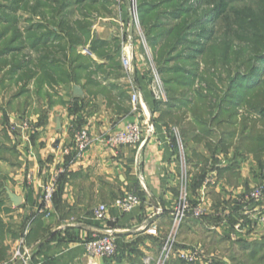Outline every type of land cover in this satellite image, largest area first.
I'll use <instances>...</instances> for the list:
<instances>
[{"label":"crops","instance_id":"1","mask_svg":"<svg viewBox=\"0 0 264 264\" xmlns=\"http://www.w3.org/2000/svg\"><path fill=\"white\" fill-rule=\"evenodd\" d=\"M96 18L119 23L123 32L128 15L126 11L119 12L118 19L97 15L89 19L92 36L108 40L104 28L98 22L95 24ZM75 19L81 20L82 17L77 14ZM34 23L44 25L39 31L42 33L40 37L48 31L57 32V27L51 25L50 16L48 22L35 16ZM48 42V46L56 45L51 37H48ZM43 45L41 42L39 49ZM78 50L91 55L100 64H108L105 59L96 58L89 45L80 46ZM28 53L36 62L40 53L24 51L22 56ZM137 55L136 83L145 101V118L149 123L146 140L141 145L124 146L116 151L106 146L107 135L123 129L138 117L131 104L132 85L123 72L105 76L94 70L96 73L90 81L84 73L78 83L58 84L56 77L42 78L43 71L34 68L37 75L27 87L29 94L20 92L24 83L12 85L8 78L5 84L16 86L13 87L17 90V94L14 92L16 97L14 94L4 97L2 93L6 86H0L2 144L7 147L8 154L20 161L19 164H11L9 159H0L3 165L8 166V169L0 170L8 209H11L5 223L14 231V236L9 234L5 241L9 259L0 261V264H18L19 260L10 262V257L23 236H29L27 241L25 238V246L30 252L33 246L52 233L54 235L31 253L24 264H145L148 253L156 251V255L159 254L160 242L168 231L165 228L172 224L171 211L180 190L182 167L173 144L177 139L175 132L183 141L190 160L188 172L192 200L199 197L198 181L205 170L214 166L218 171L224 170L207 194L205 206L209 219L203 225L222 237L229 235L231 242L264 241V226L256 224L254 208L244 210L236 207L237 197L250 191L253 183L264 186V164L262 166L246 152L236 155L234 149L228 153L220 148L215 153L211 152L203 143L195 141L193 132L184 134V131H189L188 124L174 125L172 119L164 116L168 111L166 105L163 102L155 104L150 91V64L142 58L144 55ZM9 69L7 65L1 75L4 76ZM24 72L19 70L17 78ZM77 88L81 90L80 94H76ZM7 89L12 92L10 86ZM81 130L91 136L92 144L84 156L76 160L72 155H65L64 150L73 148L76 134ZM52 180H55L57 190L51 207L43 211V186ZM9 192L22 199L19 206L10 200ZM126 193L138 194L142 206L124 216L113 204ZM103 204L108 205L109 212L105 220H100L94 215V210ZM259 208H264V202ZM237 224H241L240 232L235 230ZM153 227L158 230L157 236L150 234ZM109 232L114 233L120 245L127 249L111 260L89 257L83 243ZM36 236H40L39 240L30 246L28 241ZM137 253L143 254L142 261H131L137 259Z\"/></svg>","mask_w":264,"mask_h":264},{"label":"trees","instance_id":"2","mask_svg":"<svg viewBox=\"0 0 264 264\" xmlns=\"http://www.w3.org/2000/svg\"><path fill=\"white\" fill-rule=\"evenodd\" d=\"M5 1L12 3H10L11 6L0 5V12H3V14H0V17H5L7 21L1 22L2 19H0V25H6V27H8L7 25H9V21L14 20L16 30L10 36L9 28H5L3 32H0V62L5 65V67L7 65L10 66V69L7 73H5L3 78H0L1 87L6 86L5 80L8 78L12 85L24 83L25 86L23 88L21 87L20 92L29 94L30 91L27 87L32 82L35 75H37L36 71L38 70L43 71V74L41 75L42 78L46 76L56 77V82L58 84L67 83L68 81L78 83L80 81V77H82L84 73H87V79L90 81V77L96 73L94 70L101 71L102 73L107 70L110 74H114L115 72L122 74L123 72L125 77H127L121 62L122 40L121 42L117 41L119 46L112 51L107 50L106 48V46H109L108 42L100 39L90 41L92 36L90 30L92 23L89 20L92 17L90 12L99 9L100 6L104 5V0ZM141 1L142 0H138V16L141 28L145 35L146 42L151 49L156 69L161 76L167 93V101L163 104L166 105L168 111L164 113V116L172 119L171 121L174 125L180 126V124L186 122L189 129H191L195 135V141L197 143H205V146L211 152L215 153L218 148L226 153H228L231 149H234L236 155H238L241 151L246 152L247 154L253 155L263 166L264 93L259 91L260 84L252 86V90L246 94H241L244 92L240 91L237 92L235 98H233L232 92L229 94L224 92L219 101L217 93H210L194 99L187 98L186 102L181 100L178 104L173 102L172 94L175 86L173 82L174 80H167L165 75L174 74L170 73V70L164 71L156 62L154 54L156 42L145 29L147 26L145 20L148 18V15H150V10L144 8ZM12 4H14V6H12ZM14 7L15 10H13ZM5 11H10L12 13L15 11L16 16L14 17L16 18H11ZM21 11L30 14L33 18V21L31 19L24 20L26 25L24 29H22L23 26L21 27V25H19L21 24V17H17ZM84 11H87L89 14ZM76 14L82 17V19H75ZM35 16H40L46 22H48L50 16L53 22L51 25L57 27V32L53 33L52 31H48L46 35L40 37L42 33H39V31L44 28V25L34 23ZM200 31L202 33L201 37L206 39L208 37L207 29L203 28ZM48 37L54 39L56 41V45L51 44V46H48ZM125 39L126 37L124 36L123 42ZM136 41L137 38H135V42ZM41 42H44V45L42 46V49H39ZM86 45H89L90 52L94 54L96 58L105 59L108 64H100L91 55L83 54L78 50V47ZM258 46H260V43L256 44L254 49L249 48V53H256ZM263 47L264 41L261 49ZM33 50H36L38 54L40 53L39 56L36 57V62H34L31 53L22 56L24 51L31 52ZM194 50L199 56H202L206 53V46L203 44L201 48H194ZM4 68L0 69V73ZM19 70H25L26 72L17 78ZM88 72L90 73L88 74ZM135 77L136 80H138L137 68ZM16 94H14V98L16 97ZM213 100H215V102ZM161 103L162 102L155 101L156 105ZM250 116H252V118H249ZM253 118L256 119L255 122L258 123L257 126H253L251 123L254 122ZM184 134L188 133L184 131ZM173 144L175 149L177 148L178 150L177 139L174 140ZM5 150L7 151V149ZM1 158L2 157H0V159ZM211 170L212 168L208 171L205 170L202 173L198 181V185L200 186L199 188H201L207 174ZM223 171L224 170L218 171L219 177H221ZM231 179H233V177H231ZM1 188L3 189V186H1ZM2 191L5 192L4 189ZM195 201L196 200H192V202ZM236 207L239 208V206ZM208 219V216H204L201 219L189 216L182 225V228L185 229L190 227L192 229L195 226H200L212 232V230L203 225V223ZM9 234L14 236V231L0 216V261L4 260L5 262L9 259L7 257L8 247L5 245V241ZM216 235L219 239V242L216 241V243H227L231 244L233 247H239L237 257H240V260H237V257L230 256L232 262H236V264H264V241L247 243L238 240L237 242H231L229 235L222 237L217 234V232ZM28 239L29 236L26 238V241ZM118 245L119 254L122 249L124 250V247H122L119 242ZM162 245L163 240L160 242L159 250H161ZM176 249H179V246H176ZM219 263L220 262H218V264ZM168 264L186 263L180 259L174 258L170 260Z\"/></svg>","mask_w":264,"mask_h":264},{"label":"rangeland","instance_id":"3","mask_svg":"<svg viewBox=\"0 0 264 264\" xmlns=\"http://www.w3.org/2000/svg\"><path fill=\"white\" fill-rule=\"evenodd\" d=\"M10 3L0 0V5L11 6ZM141 3L144 8L150 10V15L147 14L148 18L145 20L147 25L145 29L156 42L154 53L156 62L164 71L170 70V73L174 74L165 75L167 80H174L173 102L178 104L181 100L186 102L187 98L194 99L210 93H217L219 101L224 92L227 94L232 92L235 98L237 92L246 94L256 84H260L259 91L264 93V47L261 49L264 41V0H142ZM130 5V0H104V5L90 12L91 16H104V18L115 16V19H118L119 12L127 11L128 18L124 20L126 23L124 22L123 32L121 25L115 21L103 22L97 18L93 20L95 24L98 22L99 26L104 28L105 37L109 41L102 40L108 42L107 50H115L119 46L117 41L121 42V39L123 43L124 34L128 32L127 25L131 19ZM5 12L11 18L16 16L15 11ZM17 17L22 18L19 24L21 27L26 26L23 25L25 19L33 21L30 14L22 11ZM0 19H2L1 22L6 21L5 17ZM9 22L8 27L0 25V32L9 28L10 36L16 29L14 20ZM203 28H206L208 32L206 39L201 37L200 30ZM134 35L137 38L135 45L138 44V48L135 49L136 52L138 51L137 54L144 55L147 59V53L151 52L150 47L148 44L143 47L138 33ZM95 39L97 37L91 36L90 41ZM258 43L260 46L256 53L250 54L248 49H254ZM201 44H205L206 53L199 56L194 48H201ZM4 67L5 65L1 64L0 69ZM103 74L112 76L107 70ZM120 74L115 72L113 76ZM0 76L3 75L0 73ZM110 85L114 84L110 83ZM7 86L2 95L9 98L17 90L13 89L15 85L13 87L9 85L12 88V92H9L7 89L9 86ZM253 119L254 122L251 123L257 126L256 119ZM187 133H192V130L189 129ZM2 142L0 134V157L11 160V164H19L18 157L8 154L9 152L5 150L7 147L5 148ZM6 169L8 166L0 162V170ZM248 169L249 166L246 170ZM1 182L0 179V216L6 221L11 209H8L7 194L2 191ZM252 185L251 190L261 186L254 183ZM168 222L170 223V220ZM170 227L171 225L167 229L166 226L165 229L168 231L163 236L169 235ZM39 237L36 236L29 241L30 246L37 243L35 241ZM216 241L219 242V239L215 231L211 232L200 226L192 229L190 227L184 229L181 226L176 235L175 246H179V250L193 248L200 250L195 264H218V262L219 264H236L232 262L230 256L237 257L239 247H233L227 243H216ZM154 252L148 253L146 258L155 259L154 256L158 254ZM137 254V259H131V261H142L143 254ZM237 260H240V257Z\"/></svg>","mask_w":264,"mask_h":264},{"label":"built area","instance_id":"4","mask_svg":"<svg viewBox=\"0 0 264 264\" xmlns=\"http://www.w3.org/2000/svg\"><path fill=\"white\" fill-rule=\"evenodd\" d=\"M130 22H133V35L129 34V28L125 36L126 39L122 43V53L121 62L123 68L127 74V77L132 85L131 92V104L133 111L138 114L135 121L128 123L123 129L110 132L105 139L106 146L112 150L116 151L124 146H137L141 145L146 140V127L149 126L148 119L145 118V101L140 93V90L136 83V45H135V33H138L140 41L145 47L147 45L145 35L141 28L139 16H138V5L137 0H130ZM130 24V23H129ZM146 52H148L146 50ZM146 62L150 64L151 70V84L150 91L154 101L166 102L167 93L161 79V76L156 69L154 63V58L152 52L147 53V59L145 56L142 57ZM178 144V156L179 162L182 167V174L180 176V190L177 201L171 211L172 224L170 227L169 235L164 236L163 245L159 251L158 256L153 260L146 259L145 264H168L170 260L177 258L186 264H195L198 260L200 250L193 249H176V235L185 220L192 216L196 219H201L207 215L208 210L205 206L207 194L211 187L215 186L218 182V168L213 167L212 170L207 174L200 190L199 197L195 202H192L190 195V176H189V159L186 152V147L175 132ZM92 144L91 136L86 131H79L76 134L75 143L73 148H68L64 150L65 155H72L74 158L80 159L84 156L85 152L88 150ZM57 190L55 180H52L43 186V196H42V209L47 211L53 202L55 193ZM237 206L248 210L254 208V220L257 225L264 226V208H259V206L264 202V186H258L250 191L242 192L236 199ZM142 206V199L136 193H126L125 195L117 198L113 204L122 215H130L135 212L138 208ZM109 207L108 205H100L94 210V215L97 219L105 220L108 217ZM241 224L235 226L236 232H240ZM150 234L157 236L158 230L153 227ZM25 236L19 241L17 247L11 253L10 262H16L23 258L26 250L25 246ZM86 254L91 258H102V259H114L119 251V245L117 237L114 233L109 232L101 236H96L92 240L85 241L83 243Z\"/></svg>","mask_w":264,"mask_h":264},{"label":"water","instance_id":"5","mask_svg":"<svg viewBox=\"0 0 264 264\" xmlns=\"http://www.w3.org/2000/svg\"><path fill=\"white\" fill-rule=\"evenodd\" d=\"M129 34L133 35V22H130V26H129ZM81 90L79 88L76 89V94L79 93L80 94ZM10 200L14 203V205L19 206L22 203V199L14 194H12L11 192L8 193ZM155 219H157V217H155ZM54 235V233L47 235L45 238H43L40 242H38L35 246H33V248L30 250V252H28L27 254H25L23 256L22 259L19 260L18 264H24L30 257L31 253H34L36 250H38L41 246H43L52 236Z\"/></svg>","mask_w":264,"mask_h":264}]
</instances>
